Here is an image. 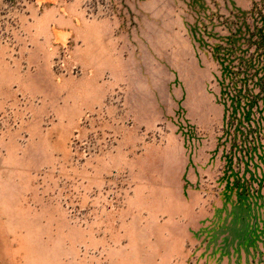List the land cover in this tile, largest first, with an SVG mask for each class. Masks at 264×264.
<instances>
[{
    "label": "rangeland",
    "instance_id": "1",
    "mask_svg": "<svg viewBox=\"0 0 264 264\" xmlns=\"http://www.w3.org/2000/svg\"><path fill=\"white\" fill-rule=\"evenodd\" d=\"M0 264H264V0H0Z\"/></svg>",
    "mask_w": 264,
    "mask_h": 264
}]
</instances>
